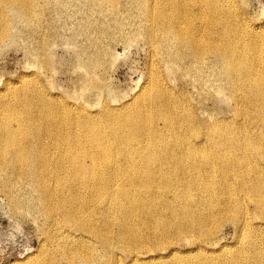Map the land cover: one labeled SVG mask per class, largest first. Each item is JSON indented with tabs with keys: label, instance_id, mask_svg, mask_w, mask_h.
<instances>
[{
	"label": "rangeland",
	"instance_id": "rangeland-1",
	"mask_svg": "<svg viewBox=\"0 0 264 264\" xmlns=\"http://www.w3.org/2000/svg\"><path fill=\"white\" fill-rule=\"evenodd\" d=\"M2 1L0 116L39 135L0 163V264H264V0ZM95 127L109 202L62 161Z\"/></svg>",
	"mask_w": 264,
	"mask_h": 264
},
{
	"label": "bare ground",
	"instance_id": "bare-ground-1",
	"mask_svg": "<svg viewBox=\"0 0 264 264\" xmlns=\"http://www.w3.org/2000/svg\"><path fill=\"white\" fill-rule=\"evenodd\" d=\"M43 1V0H42ZM41 1V2H42ZM169 1V0H168ZM183 2H185L184 0L181 1V3L183 4ZM8 4V2H7ZM202 4V3H201ZM200 4V6H202ZM4 5L5 2L0 0V37H7L6 33H4V27L7 25V18L4 15ZM19 5L24 8V9H28V8H34V3L32 0H19ZM186 6V5H185ZM184 6V7H185ZM199 6V5H198ZM169 8V7H168ZM183 8V7H181ZM200 9V8H199ZM143 10V9H142ZM184 10L185 12V8L181 9ZM187 11V10H186ZM203 11V10H202ZM220 11V10H219ZM189 12V11H188ZM200 12V11H199ZM204 12V11H203ZM210 12V11H209ZM233 12V11H232ZM205 14V13H204ZM152 17V16H151ZM200 17V16H199ZM206 17V15H205ZM241 17V16H240ZM238 18V17H237ZM31 20V19H30ZM152 22V21H151ZM206 22V21H205ZM160 23V22H159ZM201 23V22H200ZM203 23V22H202ZM235 23V22H234ZM240 23V22H238ZM205 24V23H204ZM223 24V23H222ZM233 24V23H232ZM207 25V23H206ZM205 25V26H206ZM199 26V25H198ZM150 27V26H149ZM207 27V26H206ZM205 27V28H206ZM244 27V26H243ZM204 28V29H205ZM246 28V27H245ZM153 29V28H152ZM157 29V28H156ZM233 29V28H232ZM231 29V30H232ZM251 29V28H250ZM203 30V29H202ZM249 30V29H248ZM252 30V29H251ZM235 32V34L239 35V29L234 28L233 30ZM158 32V31H157ZM160 32V31H159ZM243 32V31H242ZM11 33V32H10ZM202 33V32H201ZM11 35V34H10ZM160 36V34H159ZM240 36V35H239ZM238 36V37H239ZM149 37V36H148ZM10 38V37H9ZM206 38V37H205ZM204 38V39H205ZM162 39V38H161ZM246 39V38H245ZM10 40V39H9ZM160 40V39H159ZM168 40V39H167ZM239 40V38H237V41ZM162 41V40H161ZM214 41V40H213ZM169 42V41H168ZM240 42V41H239ZM258 43V42H257ZM171 44V43H170ZM200 44V43H199ZM238 44V43H237ZM167 45V44H166ZM201 45V44H200ZM199 45V46H200ZM242 45V44H241ZM258 45V44H257ZM165 46V45H164ZM169 46V45H168ZM198 46V45H197ZM198 49L205 51L207 50L206 46H203V44L200 46ZM206 47V49H205ZM172 48V47H171ZM167 49V47H166ZM222 50V49H221ZM262 51V50H261ZM160 52V51H159ZM259 52V51H258ZM257 52V53H258ZM263 52V51H262ZM169 53V52H168ZM178 53V52H177ZM167 54V53H166ZM259 54V53H258ZM261 54V53H260ZM211 57V56H210ZM216 58V57H215ZM210 59V58H209ZM175 61V60H174ZM182 66V65H181ZM89 68V67H88ZM186 68V67H185ZM216 69V68H215ZM216 72V71H215ZM156 78V77H155ZM154 78V79H155ZM158 78V77H157ZM156 78V83H158V79ZM160 78V77H159ZM222 78V77H221ZM151 80V79H150ZM208 80V79H207ZM233 80V79H232ZM252 80V79H251ZM149 81V80H148ZM155 80H153V84ZM222 81V80H221ZM228 81V80H227ZM161 83V82H160ZM98 84V83H97ZM151 84V83H150ZM96 85V84H95ZM159 85V83H158ZM156 84V87L158 86ZM161 85V84H160ZM150 86V85H149ZM154 86V85H153ZM101 87V86H100ZM152 87V85L150 86ZM226 87V86H225ZM155 88V87H153ZM152 88V89H153ZM151 89V90H152ZM264 89V88H263ZM156 90V89H155ZM225 90V88H224ZM159 91V90H158ZM226 91V90H225ZM150 92V90H149ZM151 91V94L152 95ZM263 92V91H262ZM156 93V91H155ZM155 93H153L155 95ZM149 94V93H148ZM245 95V94H244ZM256 95V94H255ZM253 96V95H252ZM247 97V96H246ZM257 97V96H256ZM259 97V96H258ZM187 100V99H186ZM255 102V101H254ZM257 104V102H256ZM262 104V103H261ZM256 108L258 109L259 107L256 106ZM255 108V109H256ZM261 109V108H260ZM46 111V110H45ZM5 112L6 115L5 117H1L0 116V163L2 164H10L11 167H18V169H24L26 166L29 165L30 163V158H31V154H29V152L27 153V149L28 148H34V138L37 137L38 138V133L36 131H32L30 129H27L26 127H24L23 123L21 122V120L19 121L15 115H17V109L16 107H11L8 106L7 108H5ZM236 112V111H235ZM114 112H112V110H110V108H106L103 113L99 114V125L103 124L104 119L106 121L107 117H110V119L117 120V118L113 115ZM94 114V113H93ZM112 115V116H111ZM255 116V115H254ZM31 116H27V120H31L30 118ZM262 120V119H260ZM109 122H111L109 120ZM247 122V121H246ZM17 123V124H16ZM107 123V121H106ZM104 123V124H106ZM113 123V122H112ZM16 124V125H15ZM109 124V123H108ZM115 124V123H114ZM113 124V125H114ZM68 125V123H67ZM117 127H116V131L117 133L120 131L121 133V129L124 126H128L129 124L127 123V121H120L117 120ZM48 126V125H47ZM46 127V126H45ZM48 129V128H47ZM103 129V128H102ZM150 129V128H149ZM96 127L92 130V134L91 137L87 140V144L89 145V147H92L93 150L91 151H86V147H84L82 145V142L80 140V135H75L73 137H70V141H71V147L69 150H67L66 155H64L62 157V161L63 164H67V166L75 171H79L80 172V176L82 177V181L84 182V184H87L89 186H91L93 188V193H94V197L98 199H100V201L103 200L102 197H107L105 198V201H110L114 200V195H117V193L119 192L118 185H113V176L111 175L112 172H110L108 168H106L107 166L109 168H111V163L117 161L116 157L118 156V154L120 153V150L118 147H113V145L111 144L110 140H105V138L102 136L101 131H96ZM41 135L40 138H42L43 140L48 139L50 134H48V132H46V130L41 131ZM119 133V134H120ZM253 137V136H252ZM62 138L58 137V141L60 143L62 142ZM116 140L120 141L121 140V136H119L118 134L116 135ZM64 144V143H63ZM254 144V143H253ZM74 146V148H72ZM75 150V151H74ZM256 156V155H255ZM259 156V155H257ZM261 156V155H260ZM263 157V155H262ZM105 164H107L106 166H104ZM260 165V164H259ZM49 167V166H48ZM51 167L54 171V177L57 180L60 181H64L63 185L61 186V188L59 189V193L62 195L64 194L68 187L66 185V182H69L71 180L77 179L78 173L77 172H72L71 174H65L62 166H60V162H51ZM59 169V170H58ZM237 169V168H236ZM10 174V173H9ZM228 176V175H227ZM193 179V178H192ZM102 180H105L104 183H101ZM116 182V181H115ZM258 183V182H257ZM90 187V188H91ZM164 189V188H163ZM204 194V193H203ZM240 197V196H239ZM250 197V194H249ZM102 198V199H101ZM245 198V197H243ZM242 198V199H243ZM240 199V200H242ZM254 200V199H253ZM99 201V202H100ZM212 201V200H211ZM210 201V202H211ZM252 201V200H251ZM52 202V201H51ZM98 202V203H99ZM106 202V203H108ZM255 202V201H254ZM103 203V202H102ZM246 203V201H245ZM243 204V203H242ZM232 205V203H231ZM255 205V204H254ZM43 206V205H42ZM59 209L63 208L65 206L64 203H61L58 205ZM39 207V206H38ZM255 208V207H254ZM44 209V208H43ZM71 209V208H70ZM235 210V209H234ZM255 210V209H254ZM130 212V210H129ZM245 213V212H244ZM255 213V212H254ZM251 214V213H250ZM128 215V214H127ZM245 215V214H244ZM244 217V216H243ZM129 221V220H128ZM246 221V220H245ZM184 222V221H183ZM244 222V221H243ZM245 223V222H244ZM135 224V223H134ZM81 226V224H80ZM262 226V225H261ZM134 227V226H133ZM244 228V227H243ZM242 228V229H243ZM73 229V228H72ZM168 229V228H167ZM186 231V228H184ZM80 230V228H79ZM78 230V231H79ZM136 231V230H135ZM189 231V230H188ZM83 232V231H82ZM193 232V231H192ZM191 233V232H190ZM180 234V233H179ZM186 234V233H185ZM117 235V234H116ZM134 235V234H133ZM181 235V234H180ZM190 235V234H189ZM111 236V235H110ZM109 236V237H110ZM242 236V235H241ZM63 237V236H62ZM119 237V236H118ZM186 237V236H185ZM184 238V237H183ZM186 239V238H185ZM140 240V238H139ZM99 242V240H98ZM101 244V243H100ZM204 246V245H203ZM106 247V246H105ZM52 248V247H51ZM127 248V247H126ZM199 248V247H198ZM111 249V248H109ZM53 250V249H52ZM49 251V250H48ZM56 251V250H55ZM165 251V249H164ZM57 252V251H56ZM111 252V251H110ZM128 252V251H127ZM133 252V251H132ZM125 253V252H124ZM45 254V253H44ZM134 254V253H133ZM137 254V253H136ZM142 254V253H141ZM141 254L139 256H141ZM182 255V254H181ZM138 256V257H139ZM172 256V255H171ZM200 256V255H199ZM69 257V256H68ZM95 258V257H94ZM137 258V257H136ZM116 259V258H114ZM135 259V258H134ZM141 259V258H140ZM166 259V258H165Z\"/></svg>",
	"mask_w": 264,
	"mask_h": 264
}]
</instances>
